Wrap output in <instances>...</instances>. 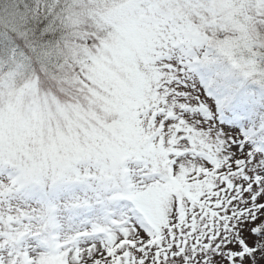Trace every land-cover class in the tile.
<instances>
[{"label":"snow or ice","instance_id":"1","mask_svg":"<svg viewBox=\"0 0 264 264\" xmlns=\"http://www.w3.org/2000/svg\"><path fill=\"white\" fill-rule=\"evenodd\" d=\"M0 264H264V0H0Z\"/></svg>","mask_w":264,"mask_h":264}]
</instances>
